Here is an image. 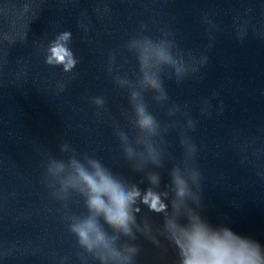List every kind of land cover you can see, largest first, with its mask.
<instances>
[{"label":"clouds","instance_id":"9594fccd","mask_svg":"<svg viewBox=\"0 0 264 264\" xmlns=\"http://www.w3.org/2000/svg\"><path fill=\"white\" fill-rule=\"evenodd\" d=\"M204 21L211 24L207 16ZM246 31V24L240 25L237 38L242 40ZM71 42V31L57 34L44 47L45 64L60 67L66 74L73 73L79 61L70 47ZM128 54L135 60L131 70H125L124 64L117 62L114 51L109 52L106 61V71L115 89L127 94L128 107L121 109L126 127L115 118L110 124L122 158L133 172L142 171L149 162L159 166L162 154L168 149V133L179 128L183 152L180 163L174 164L170 171L171 184L179 198L172 202L173 210L186 198L200 206L204 175L197 164L199 146L191 135L196 131L197 120L187 104L171 100L165 80L181 84L195 77L208 63V56L181 48L170 27L161 28L159 34L153 36L148 34L144 23L121 46L120 55L125 64ZM63 90L61 84L59 91ZM88 99L97 115L107 111L105 96ZM212 108V98L201 99L202 117L210 116ZM158 109L163 110L167 118H162ZM177 116L184 118L182 125L173 119ZM58 150L61 155L52 151L42 153L41 183L61 205L62 219L80 250L82 264H87L89 259L96 264H137L141 253L137 243L139 236L156 246H160L159 236H163L175 252L174 264H264V244L254 237L237 232L228 223H214L196 212H190L186 222H182L178 216L170 214L168 203L161 198L163 195L167 199L168 193H158L149 187L142 194L138 184H130L126 176L114 172L94 154L78 152L67 141L59 143ZM148 180L158 185L160 176L149 173ZM74 201H82L83 212L71 210L70 204ZM141 206L149 213L162 215V225L154 226L147 217L138 220Z\"/></svg>","mask_w":264,"mask_h":264}]
</instances>
